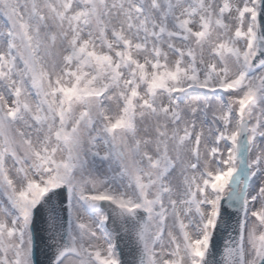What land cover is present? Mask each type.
I'll use <instances>...</instances> for the list:
<instances>
[{
    "label": "snow or ice",
    "instance_id": "snow-or-ice-1",
    "mask_svg": "<svg viewBox=\"0 0 264 264\" xmlns=\"http://www.w3.org/2000/svg\"><path fill=\"white\" fill-rule=\"evenodd\" d=\"M0 264H264V0H0Z\"/></svg>",
    "mask_w": 264,
    "mask_h": 264
}]
</instances>
